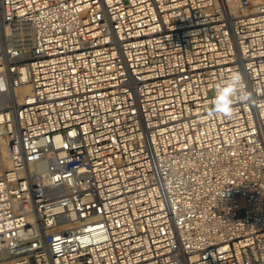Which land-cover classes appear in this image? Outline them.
I'll return each instance as SVG.
<instances>
[{
  "label": "built area",
  "instance_id": "1",
  "mask_svg": "<svg viewBox=\"0 0 264 264\" xmlns=\"http://www.w3.org/2000/svg\"><path fill=\"white\" fill-rule=\"evenodd\" d=\"M0 264H264V0H0Z\"/></svg>",
  "mask_w": 264,
  "mask_h": 264
},
{
  "label": "clouds",
  "instance_id": "2",
  "mask_svg": "<svg viewBox=\"0 0 264 264\" xmlns=\"http://www.w3.org/2000/svg\"><path fill=\"white\" fill-rule=\"evenodd\" d=\"M240 88L239 77H232L221 83L212 104L211 115L230 118L233 113L232 100L235 98L246 99V97L239 96Z\"/></svg>",
  "mask_w": 264,
  "mask_h": 264
},
{
  "label": "bare ground",
  "instance_id": "3",
  "mask_svg": "<svg viewBox=\"0 0 264 264\" xmlns=\"http://www.w3.org/2000/svg\"><path fill=\"white\" fill-rule=\"evenodd\" d=\"M25 75H23V79ZM15 92L18 96L23 97L24 95L30 93V86L28 84H20L15 86Z\"/></svg>",
  "mask_w": 264,
  "mask_h": 264
}]
</instances>
